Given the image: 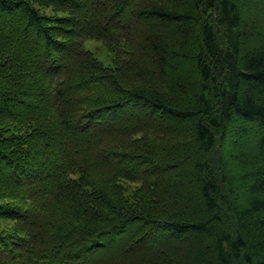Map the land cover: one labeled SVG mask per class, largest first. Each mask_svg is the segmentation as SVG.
<instances>
[{"label": "trees", "instance_id": "16d2710c", "mask_svg": "<svg viewBox=\"0 0 264 264\" xmlns=\"http://www.w3.org/2000/svg\"><path fill=\"white\" fill-rule=\"evenodd\" d=\"M0 221V264H264V0H0Z\"/></svg>", "mask_w": 264, "mask_h": 264}, {"label": "rangeland", "instance_id": "374dc122", "mask_svg": "<svg viewBox=\"0 0 264 264\" xmlns=\"http://www.w3.org/2000/svg\"><path fill=\"white\" fill-rule=\"evenodd\" d=\"M82 47L89 51L103 65L114 66L115 52H118L116 47L97 39H86L82 41ZM10 226V222L0 221V230L9 228Z\"/></svg>", "mask_w": 264, "mask_h": 264}, {"label": "bare ground", "instance_id": "6f19581e", "mask_svg": "<svg viewBox=\"0 0 264 264\" xmlns=\"http://www.w3.org/2000/svg\"><path fill=\"white\" fill-rule=\"evenodd\" d=\"M87 51V50H86Z\"/></svg>", "mask_w": 264, "mask_h": 264}]
</instances>
